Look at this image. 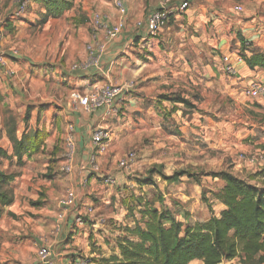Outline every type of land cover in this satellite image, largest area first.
I'll use <instances>...</instances> for the list:
<instances>
[{
	"label": "crops",
	"instance_id": "1",
	"mask_svg": "<svg viewBox=\"0 0 264 264\" xmlns=\"http://www.w3.org/2000/svg\"><path fill=\"white\" fill-rule=\"evenodd\" d=\"M95 1L98 4V11L102 14V22L108 26L115 23L118 12L114 5L107 0ZM122 1L126 10V20L120 34L107 44L96 67L86 72L70 74L68 78L70 84L75 85L72 90L83 88L87 90L96 82L121 84L125 80H134L136 87L123 93L116 102L120 115L106 114L102 108L86 112L83 108L74 106L75 109L69 114L74 140V153L70 159L72 169L69 173L59 170L66 159L58 161V170H56L58 172L49 179H37V173H28L25 167L20 170V175L11 183L14 201L4 208L0 217V264H40L36 255L43 246L49 249L50 258L56 264H70L75 248L79 247L78 240L80 242V238L84 239L88 229L83 223H75L74 218L77 213L93 215L94 208L90 195L95 194L104 203H108L112 195L116 194L113 192V185L122 188L126 182L135 183L136 176L129 179L128 176L124 177L121 174L124 172L114 171V156L124 153L126 149L133 146L139 150L137 153L139 158L135 164L137 169L153 163L162 164V173L166 176L172 175L182 166L183 152L186 156L196 153L183 148L184 143L176 141L174 131H169L170 128L181 123L174 117V113L178 110L173 111V107L183 105L163 100V96H180L189 99L198 110L196 113L198 118L193 122L198 123L201 131L204 128L208 129L207 126L211 129L215 128L213 122L201 126L199 119L203 115L201 110L197 109L203 104L201 98L217 91L225 97L242 99L244 103L246 91L251 84L257 83L264 87V69L251 70L247 67L244 59L239 55L241 42L235 38L240 31L242 39L250 44L252 52L264 51V42L261 41L264 17L260 18L257 11L249 13L244 10L241 21L232 20L230 17L235 5L231 8L230 0H190L189 7L179 17H170L165 29L156 37H151L145 26L149 14L157 8L173 10L180 0ZM259 3L262 1L260 0ZM31 17L28 15L25 19L31 21ZM209 22L211 25H208ZM17 24L21 23L16 21L15 28ZM98 33L99 39L102 31L98 30ZM87 37V34H82L83 40L86 41ZM251 51L244 50V53L249 56ZM218 52L229 56L234 68V74L227 79L218 76L213 70L215 67L213 59ZM15 59L23 58L15 57ZM200 71L203 73L200 85L205 86L204 89H200L198 82L193 80V76ZM2 85L0 81V89ZM196 98H199L198 101ZM257 103L259 106L245 105V107L251 110L264 109V93L258 98ZM165 111L168 112L165 113L166 116L163 115ZM179 119L185 125L178 128L186 129L187 123L183 118ZM97 127L109 128L112 135L107 153L96 155L98 172H92L89 164V158L94 152L91 133ZM192 131L196 130L188 127L184 133L187 135ZM179 137L184 136L182 134ZM0 146L11 154V143L3 132H0ZM199 153L203 154V151ZM207 156L209 155H203L205 158ZM25 159L24 163L27 161ZM32 159L30 158L29 161ZM5 166V171H12L6 162ZM34 166L37 168V165ZM223 170H229L235 176H238L237 171H240L238 168L229 167ZM207 174L198 176L195 172L197 181L188 176L186 179L187 182L194 181L190 186L195 188L200 186L202 181L200 179L211 177ZM183 176L168 182L172 184V191L176 190L175 194L168 195L185 197L187 200L184 201L187 202L191 201L193 195L189 196L184 190L178 191L184 187L181 182ZM107 178L114 179L115 183L108 184ZM221 186L220 181L218 189ZM67 189L76 190L75 207L66 210L63 217L58 219L57 215L62 211L58 205V198ZM204 190L201 189L202 192ZM121 191L123 190L118 192ZM39 192L43 193L40 197ZM38 198L40 205L33 206L31 201ZM214 203L219 207V213L222 205L216 201ZM164 207L174 216L170 206L165 203Z\"/></svg>",
	"mask_w": 264,
	"mask_h": 264
},
{
	"label": "rangeland",
	"instance_id": "2",
	"mask_svg": "<svg viewBox=\"0 0 264 264\" xmlns=\"http://www.w3.org/2000/svg\"><path fill=\"white\" fill-rule=\"evenodd\" d=\"M20 1L23 0H0V53L5 58V64L0 65V77H2L0 81L3 83L0 89V132H3L7 138L6 129L10 127H15L17 135H21L25 130L39 129L45 134V140L38 152L25 159L27 161L23 167H16L14 161L11 163L9 160L3 159L0 160V169L5 170L6 162L12 171L20 173V170L25 167L28 173L36 172L37 179H49L58 172L56 171L58 170L57 163L64 160L68 152L66 134L68 126L71 125L69 114L75 109L69 98L70 92L75 87L70 84L68 78V75L73 74L70 73V68L72 64L84 60L87 44L93 40V34H99L93 28L92 19L95 14L100 17L102 14L98 11V4L95 0H75L73 8L60 18L51 19L45 25L38 26L37 20L43 10L42 7L25 0L24 12L16 16ZM107 1L113 4V0ZM261 1L262 3H259L260 0H230L231 8L234 5H240L242 8V11L237 13L232 10L230 18L241 21L244 10L249 13L257 11V15L263 18L264 0ZM28 15L32 16L31 21L25 19L28 18ZM23 19L25 20L22 21ZM16 21L21 24H17L15 28ZM86 23L88 25H85ZM9 24L11 28L13 27L10 32ZM208 25H211V22ZM83 33L88 35L86 41L82 39ZM239 35L241 36L240 31L235 38H238ZM261 38V41L264 42V35ZM165 47L166 45L164 49ZM223 56L220 52L218 55L215 54L213 70L218 76L227 79L228 76L223 71ZM15 57L23 59L17 60ZM202 74L200 71L196 76H193V80L198 82L200 89L205 88L200 85ZM85 89L77 90L84 92ZM258 98L245 96V101L242 103V99L235 100L225 97L217 91L209 96H204L201 98L202 106L197 108L203 115L199 121L201 126L213 122L215 128L211 129L207 126L208 129L204 128L201 131L198 123L193 122L198 118L196 108L184 105L173 107V111L178 110L174 113V117L178 118L179 123L181 122L179 126L185 125L179 119L183 118L187 123V128L196 130L186 135L184 132L187 128L180 129L179 126H175L169 129L176 134V141L184 143L183 148L196 152L190 156H186L183 152V164L174 172H185L196 179L195 172L199 176V174L220 171L226 167L238 168L240 171H237V175L240 178L264 186V177H255V174L264 168V163L262 165H247L239 158V154L242 152L246 154L264 152V109L251 110L245 107V105L259 106ZM165 113L168 112L165 111L164 116H166ZM182 134L184 137L180 138L179 136ZM196 138L198 139L196 140ZM130 150L136 152V164L139 150L132 146L122 154L125 155ZM201 151L203 154L199 153ZM122 154L114 156V171L124 172L121 174L124 177L128 176L129 179L136 176L139 180H151V186L140 185L136 180L135 183L126 182L122 188H116L113 185V192L116 194L112 195L108 203H104L95 194L90 195L94 213L92 216L82 213L83 224L88 229L84 239L80 238V242L78 240L79 247L77 248L79 249L75 248L74 256L86 258L91 263L99 255L108 256L115 253V239L118 235L124 236L122 229L125 226L132 227L138 222L137 210L142 206L136 202L139 198L153 200L155 207H159L161 203L165 202L172 208L175 219L183 224H193L209 217L211 213L217 214L219 210L215 203H211V206L207 207L203 201L205 198L207 202H210V193L218 189L219 180H212L211 177L200 179L202 180L201 184L195 187L197 189L195 191V188L190 186L194 181L187 182V175L183 176L181 182L184 187L178 191L184 190L189 196L193 195L191 201L186 202L184 201L187 200L185 197L184 199L178 195L174 197L168 195L175 194L176 190L172 191V184L168 183L169 181L160 175V178L158 177L159 173L163 174L162 164L153 163L140 169H137L134 164L129 171H123L117 166L119 160L124 156ZM207 154L209 155L207 158L203 157ZM30 158L33 159L29 161ZM34 164L37 165V168ZM202 188L205 189L203 192ZM40 189L44 190L43 187ZM120 190L123 191L120 193L118 192ZM41 194L43 193H38L39 197ZM39 200L38 198L31 202ZM118 253L116 251L115 254ZM230 263L238 264V259H233ZM191 264L200 263L193 261Z\"/></svg>",
	"mask_w": 264,
	"mask_h": 264
},
{
	"label": "trees",
	"instance_id": "3",
	"mask_svg": "<svg viewBox=\"0 0 264 264\" xmlns=\"http://www.w3.org/2000/svg\"><path fill=\"white\" fill-rule=\"evenodd\" d=\"M39 4L43 11L37 20L43 26L51 19L60 18L73 8L75 0H29ZM13 28V27H12ZM9 24V32L11 31ZM241 42L239 55L251 70L264 69V51L252 52L250 44L238 36ZM244 50L251 51L246 56ZM163 100L180 103L195 108L189 99L180 96H163ZM199 98H196L198 101ZM175 107V106H174ZM175 109V108H174ZM12 152L0 146V160L6 159L14 166L23 167L24 159L38 152L43 146L45 134L37 129L16 134L15 127L6 129ZM153 172V171H152ZM19 175L17 171L0 169V217L6 206L14 201L11 183ZM163 179L174 181L185 172H174ZM222 182V186L210 193V202L203 198L207 207L219 202L222 209L218 215H211L202 222L183 224L175 219L172 212L161 203L155 207L153 200L138 199L140 208L138 222L134 226H125L124 236L115 239L114 252L108 256L99 255L92 264H264V186L250 183L245 178L233 175L228 170L207 174ZM192 177V175H187ZM264 177V168L255 177ZM136 181L141 185H150L151 180ZM33 206L40 202H31ZM133 212L132 209H130ZM135 222V221H134Z\"/></svg>",
	"mask_w": 264,
	"mask_h": 264
},
{
	"label": "built area",
	"instance_id": "4",
	"mask_svg": "<svg viewBox=\"0 0 264 264\" xmlns=\"http://www.w3.org/2000/svg\"><path fill=\"white\" fill-rule=\"evenodd\" d=\"M113 5L118 12V18L115 23L107 25L103 23L101 17L95 14L92 19L93 28L95 30L102 31L101 38H97V34H93V40L86 46V55L84 60L78 63L72 64L70 68V73L77 72H86L92 67H96L99 63L101 55L104 53V50L108 43L113 41L121 32L125 24V15L126 10L122 0H113ZM190 5V0H180L179 4L173 10H167L165 8L154 9L148 16L146 20V31L149 36L156 37L160 31L165 28L169 21L170 17L176 18L179 17ZM26 1H20L19 7L16 12V16L22 14L25 10ZM234 12H241L242 8L240 5H235L233 7ZM139 27L140 24L138 23ZM264 35V32H263ZM4 56L0 53V65L3 66ZM223 71L227 76L231 77L234 74V68L230 63V58L227 55H224L223 58ZM136 87V82L134 80H125L121 84H114L111 82H101L94 83L90 88L81 92L79 90H72L70 92L69 98L70 102L74 106L83 108L86 112H93L97 109H104L106 114L115 113L120 115V109L115 105L120 96L123 93H127L133 90ZM264 93V87L260 84L253 83L251 84L247 91L246 96L251 98L260 97ZM69 129L66 134V142L68 152L65 155L66 162L62 164L59 170L63 173H69L72 169L70 164V159L74 153V144H73V126L69 125ZM111 130L109 128L97 127L91 133V142L93 146V154L89 158L90 170L92 172H98L99 165L96 162V155L106 154L109 148V143L111 140ZM136 152L135 150L128 151L117 163V166L123 171H129L135 164ZM240 160L246 163L247 165H255L264 163V152L258 151L251 154H246L242 152L239 154ZM106 182L113 185L115 180L112 178H107ZM76 203V190L67 189L65 193L58 198V205L61 207V210L57 218L61 219L63 213L66 210L73 209ZM75 223L82 224L84 223L82 213H77L74 218ZM37 261L40 264H56V262L50 258L49 249L45 246L40 247L36 255ZM70 264H92L88 259L74 256Z\"/></svg>",
	"mask_w": 264,
	"mask_h": 264
}]
</instances>
